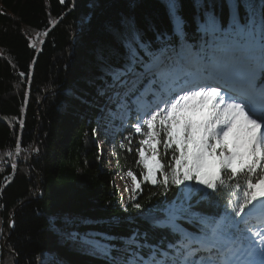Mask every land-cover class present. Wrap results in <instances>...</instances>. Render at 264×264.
<instances>
[{
    "label": "trees",
    "instance_id": "16d2710c",
    "mask_svg": "<svg viewBox=\"0 0 264 264\" xmlns=\"http://www.w3.org/2000/svg\"><path fill=\"white\" fill-rule=\"evenodd\" d=\"M250 3L259 6V0H237L238 9L228 0H177L186 45L198 50L209 15L221 29L230 30L235 14L247 23ZM45 31L43 42L31 47ZM178 45L168 0H0V264H43L48 254L51 264H109L83 238L111 242L117 250L136 235L162 248L175 241L143 214L180 205L181 190L173 186L164 194L142 183L136 200L123 207L97 140L106 91L117 85L113 73L128 68L130 50L145 65ZM136 120L116 136V155L119 168L142 179L135 151L140 137L132 136V152L125 139ZM225 195L201 199L204 193H195L193 212L222 215ZM184 227L197 231L193 224Z\"/></svg>",
    "mask_w": 264,
    "mask_h": 264
},
{
    "label": "snow or ice",
    "instance_id": "6c2138e0",
    "mask_svg": "<svg viewBox=\"0 0 264 264\" xmlns=\"http://www.w3.org/2000/svg\"><path fill=\"white\" fill-rule=\"evenodd\" d=\"M178 7L177 0H168L176 37L184 34L186 25ZM229 7L238 9L239 4L230 0ZM248 7L252 9L248 22L241 24L234 16L230 30L221 29L214 15L208 16L205 31L223 55L218 57L214 50L199 56L198 75L172 84L165 77L152 81L160 84L158 98L138 115L134 133L125 138L127 151L132 152V136L140 137L135 151L142 179L131 169L126 176L134 191H142V183L159 186L164 194L173 186L181 190L182 203L168 211L166 219L153 222L154 228L170 231L175 241L162 248L148 244L147 237L141 242L136 235L117 250L98 238L83 240L109 264H264V0L258 7L251 3ZM51 23L55 26L56 21ZM41 35L48 32L37 34L31 47L43 42ZM173 52L171 46L163 48L161 56L154 57L159 61L156 66L172 59ZM175 55L179 58V53ZM124 75L135 76V88L156 72L130 50L129 66L123 74L113 73L114 82ZM15 148L19 155V142ZM11 167L15 172L16 164ZM197 192L204 193L201 199L225 193L223 214L193 212ZM185 223L197 231H189ZM118 251L123 255L117 256Z\"/></svg>",
    "mask_w": 264,
    "mask_h": 264
},
{
    "label": "rangeland",
    "instance_id": "374dc122",
    "mask_svg": "<svg viewBox=\"0 0 264 264\" xmlns=\"http://www.w3.org/2000/svg\"><path fill=\"white\" fill-rule=\"evenodd\" d=\"M228 2H230V0H228ZM237 3V0H236ZM236 16V14L234 15ZM233 18H231V22H230V29L232 27V23H233ZM179 38V45L178 48L180 50L183 49V51H185V54L190 55L193 54L194 51H191L190 48H188V46L186 45V43L183 42L184 40V36L183 34L181 36L178 37ZM187 48H185V47ZM211 48V45H208V50ZM211 51V50H210ZM194 55H197L194 52ZM178 58V57H177ZM176 60V59H175ZM158 60H153L151 63H149L147 66H151L153 63L157 62ZM184 65L181 60L178 61V67ZM191 67L196 68L195 65H192ZM171 70H169L168 73L169 75H171V73H175V71L173 70L171 73ZM132 77H130L131 79ZM158 80V79H157ZM132 80L128 81V83H131ZM133 81H135V77L133 78ZM168 81V79H167ZM138 83V82H137ZM170 84V83H169ZM155 87L152 89V84L149 85V92L153 91L156 92ZM108 92V91H106ZM128 93V87L127 84H121L119 87L115 88L114 90L110 91V95L107 99L110 98H116L119 94H122L124 96H126ZM145 95V94H144ZM125 101V100H124ZM124 101L120 103V106H124ZM138 102H134V104H136L137 106H142L144 105V103L147 102V99L142 101V100H137ZM146 101V102H145ZM146 105V104H145ZM107 112H109V110H107ZM119 119L121 122H123V124L119 127V131L120 133L125 131V120L127 118V116L129 115V113L127 112V109L125 112H123V110H121L119 112ZM123 113H125V117H123ZM108 114H105V116ZM118 115H114L112 116V118H117ZM133 120H135L134 118H132ZM137 121V120H136ZM117 128V127H116ZM115 137H114V132H112V130H110L109 128L105 131V133L102 132L101 127H99L98 129V140H97V146L101 151V163L103 164V167L106 170H109L111 172L110 176L112 177L116 188L119 191V195H120V199H121V204L123 207H126L127 205L132 204L136 198H137V193L139 191H134L133 188L134 186L131 183V179L129 177L126 176V172H124L121 168L118 167V161H117V155H116V149L117 146L115 145ZM116 147V148H115ZM200 186H197V188H199ZM178 204H174L173 206H171L169 208L168 211H174L177 208ZM167 211V212H168ZM143 216L145 217V219L149 220L152 224L154 221H162L164 219H166L167 213L165 214H154V213H145L143 214ZM163 216V217H162ZM150 218V219H149ZM86 233H91L93 232L92 230H86ZM71 238L73 240H79V238L77 236H71ZM86 239V238H83ZM91 239H95V238H91ZM96 252V251H95ZM97 253V252H96ZM98 254V253H97ZM47 259V261H45ZM46 259L43 261V264H51L50 260H53V256L51 254H48Z\"/></svg>",
    "mask_w": 264,
    "mask_h": 264
},
{
    "label": "bare ground",
    "instance_id": "6f19581e",
    "mask_svg": "<svg viewBox=\"0 0 264 264\" xmlns=\"http://www.w3.org/2000/svg\"><path fill=\"white\" fill-rule=\"evenodd\" d=\"M172 58H174V60H171V63L169 62V60H167L165 63H164V65L163 66H161V67H157L156 65L159 63V61H157V62H155V63H153L152 64V68H153V70H158V72H157V75L159 76V75H162L163 73H166V72H168L169 70H170V68H171V71L172 70H174V69H176L177 67H178V62L176 63L175 62V59L177 58L176 56L175 57H172ZM182 58V59H181ZM179 60H181V62L183 63V64H189L190 66H192V65H195L196 66V68H193V69H195V70H199V66H198V57H195L194 55H183V57H179V59H178V61ZM193 72H195V71H193ZM172 83V82H171ZM146 104V106H147V103H145ZM138 109L140 110V111H142V106L140 105V106H138Z\"/></svg>",
    "mask_w": 264,
    "mask_h": 264
}]
</instances>
